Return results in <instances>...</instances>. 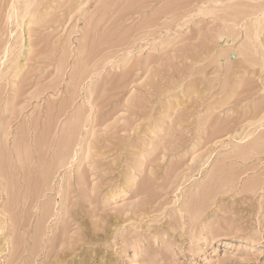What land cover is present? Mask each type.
<instances>
[{
	"label": "rangeland",
	"instance_id": "obj_1",
	"mask_svg": "<svg viewBox=\"0 0 264 264\" xmlns=\"http://www.w3.org/2000/svg\"><path fill=\"white\" fill-rule=\"evenodd\" d=\"M0 264H264V0H0Z\"/></svg>",
	"mask_w": 264,
	"mask_h": 264
}]
</instances>
